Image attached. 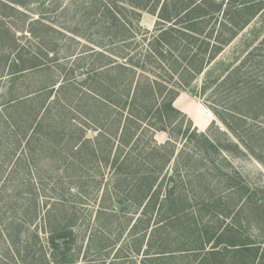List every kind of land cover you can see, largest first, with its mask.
Wrapping results in <instances>:
<instances>
[{
  "label": "trees",
  "instance_id": "16d2710c",
  "mask_svg": "<svg viewBox=\"0 0 264 264\" xmlns=\"http://www.w3.org/2000/svg\"><path fill=\"white\" fill-rule=\"evenodd\" d=\"M73 1L72 16L91 27V33L101 43L104 36L108 37L107 46L119 52L137 49L130 55L136 58V65L120 60V56H128L122 51L116 57L109 54L106 45H85L72 62L87 55L93 59L89 67L78 62L79 74L73 76V68L59 81L53 78L55 48L48 51L39 46L42 51L32 54L30 50L22 53L25 46L15 53L0 45V264H77L75 227L82 216L77 205L88 200L80 189L82 182L77 173L80 169L88 171L91 165L99 171L102 162L108 163L109 159L112 172L99 181L118 179L107 212L113 216L119 211L123 194L131 205L141 207L138 244L150 226L147 213L155 208L160 196L164 182L159 177H166L170 168L173 171L176 161L173 178L165 184L168 189L158 206L157 224L150 231L154 237L164 229L165 221L177 223L187 212L185 199L173 200L181 182L178 157L190 140L208 139L190 124L183 127V113L174 106L181 91L178 81L201 72L264 4V0ZM31 2L45 9L44 0ZM19 3L26 5L27 1ZM62 9L68 10L67 6ZM4 10L24 16L30 25L25 30L29 35L37 36L33 25L40 23L47 31L55 32L38 18L28 19L25 12L0 0V44L3 35L8 38L12 33V15L7 16ZM142 11L155 14L156 21L152 30L145 29V42L141 40L145 47L139 52L134 37L135 30L141 28L138 24ZM67 39L73 40L71 36ZM74 43L80 41L74 39ZM71 56L73 52H68L62 58ZM234 79L242 81L239 75ZM246 95L262 97L264 87L253 86ZM212 109L229 132L264 164V129L253 128L257 127L254 123H260L257 115L250 119L246 113L220 110V106ZM112 122L119 127L122 123L117 139L108 127ZM89 130L95 132L94 136H87ZM157 131L167 133L164 142L156 140ZM178 139L184 142L177 148ZM93 175L88 177L94 179ZM166 207L171 211L163 209ZM189 229L184 234L194 239L192 243L182 239L181 248L194 244L196 258L206 252V264H212L215 256L224 263L227 252L236 247L228 241L222 256L217 250L219 240L206 249L203 234ZM90 244L97 255H102L104 243L100 245L92 239ZM121 245L102 264H124L122 250L126 245ZM169 251L159 257L169 260ZM153 258L147 255L143 264H151Z\"/></svg>",
  "mask_w": 264,
  "mask_h": 264
},
{
  "label": "rangeland",
  "instance_id": "374dc122",
  "mask_svg": "<svg viewBox=\"0 0 264 264\" xmlns=\"http://www.w3.org/2000/svg\"><path fill=\"white\" fill-rule=\"evenodd\" d=\"M3 1L25 12L28 19L38 18L55 32L47 31L40 23L33 25L37 36L29 35L25 30H29L30 25L25 17L4 10L7 16L12 15L9 24L12 33L8 38L3 35L0 45L5 47V51L13 49L15 53L21 46H25L22 53L30 50L32 54L41 52L40 47L48 51L55 48L57 54L53 51L56 58L52 64L55 68L53 78L59 81L73 68H76V71L72 75H78L80 70L77 68L78 62L84 64L86 68L89 67L93 59L87 55L72 62L74 57L85 49V45L99 47L101 44L107 46L109 43L108 37L104 36L101 43L91 33V27L80 23L78 16H72L75 4L73 0H44L42 6L45 7L44 10H41V5L31 2L32 0L29 3V0H25L26 5L19 3L24 0ZM66 6L68 10L63 11L62 8ZM155 21V14L142 11L138 24L141 28L135 30L134 37L139 52L145 47L141 43L142 39L145 42V29L152 30ZM57 30L62 31L64 35L58 34ZM67 36H71L73 40L70 41ZM74 39L79 40L80 44L76 45ZM130 49L129 52L121 50L128 56L120 58L121 51L106 48L109 54L120 56L119 59L125 63L136 65V58L130 55L136 53L137 49L132 47ZM68 52H73L74 56L64 60L62 57ZM237 75L242 81L234 79V77L237 79ZM178 85L181 86V91L174 101V106L183 113V127L190 124L191 128L204 132L208 138L205 140L203 137H197L190 140L178 157L181 182L180 188L178 186L175 190L173 200L177 202L180 197L185 199L187 212L177 223L165 221L164 229H160L153 237L150 230L157 224L160 215L158 206L162 204L168 189L165 188V184L171 183L173 178L175 161L173 171L170 168L166 171V177L163 174L159 177V180L164 182L159 190L160 196L155 208L147 213L150 226L143 241L138 244L136 239L141 233L138 232L137 225L141 227V207L138 209L137 205H131L123 194L120 195L122 205L119 211L114 212L113 216L107 212L110 208L108 201L114 199L118 178L114 177L110 183L99 180L110 176L112 172L110 159L108 163L102 162L99 171L93 169V165L88 171L80 169L77 173L79 181L82 182L80 189L86 192L88 200L84 201L82 206L77 205L82 213L75 227L77 239L74 255L77 264H102V260H110L116 249L122 246L121 242L126 245L122 250L124 264H143V259L147 255H154L151 264H206V252L197 254L196 258L192 249L194 244L181 248L182 239H188L189 242L194 239L193 236L184 234L189 228L197 234H203L202 242L206 249H211L212 244L219 240L217 250L222 256L227 252L225 245L228 241L236 245L230 253L227 252L224 263L220 261V257L215 256L211 259L212 264H264V164L229 132L212 109L214 105L217 108L220 106V110L224 108L228 111L246 113L250 119L257 115L256 120L261 124L254 123L253 125L257 127L253 128L256 131L264 129V96L246 95L253 86L264 87V4L242 29L223 45L221 51L201 72L191 73L184 82L178 81ZM200 103L211 110L213 120L204 118L205 120L196 124L190 119V114L199 111ZM227 120L235 122L228 117ZM247 121L253 122L249 119ZM108 127L113 137L117 139L119 124L108 123ZM94 133L89 130L87 136H94ZM129 135L130 132L127 133V136ZM155 138L160 143L164 142L167 133L157 131ZM259 140L261 141L260 137ZM263 141L264 139L261 143ZM183 142L184 139H178L177 148L181 147ZM190 173L192 175L189 177ZM88 174H94V179H90ZM92 180L96 182H91ZM86 185L88 187H85ZM163 209L171 211L170 207ZM92 239L97 240L100 245L104 243L102 255L95 253L96 249L90 244ZM153 242L155 244L151 245ZM242 244L246 245V248H241ZM167 250H170L169 260L163 261L159 256H163L165 254L163 251Z\"/></svg>",
  "mask_w": 264,
  "mask_h": 264
},
{
  "label": "built area",
  "instance_id": "2783aa9c",
  "mask_svg": "<svg viewBox=\"0 0 264 264\" xmlns=\"http://www.w3.org/2000/svg\"><path fill=\"white\" fill-rule=\"evenodd\" d=\"M199 109L206 119L213 120V118H214L213 113L211 112V110L208 107H206V105H203L200 103Z\"/></svg>",
  "mask_w": 264,
  "mask_h": 264
},
{
  "label": "crops",
  "instance_id": "0c3cea01",
  "mask_svg": "<svg viewBox=\"0 0 264 264\" xmlns=\"http://www.w3.org/2000/svg\"><path fill=\"white\" fill-rule=\"evenodd\" d=\"M199 111H200V109H199ZM199 111L193 112L192 114L189 115L190 119L193 120L196 124L199 123V121H201V120H205L204 115L202 114L201 111L200 112ZM183 112H186V111H183Z\"/></svg>",
  "mask_w": 264,
  "mask_h": 264
}]
</instances>
